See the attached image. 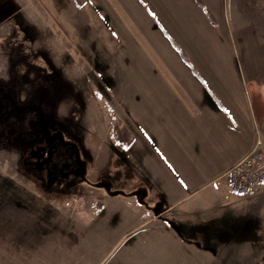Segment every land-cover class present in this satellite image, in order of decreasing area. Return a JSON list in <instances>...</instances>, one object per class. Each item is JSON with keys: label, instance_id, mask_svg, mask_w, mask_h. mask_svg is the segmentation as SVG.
Returning a JSON list of instances; mask_svg holds the SVG:
<instances>
[{"label": "crops", "instance_id": "crops-1", "mask_svg": "<svg viewBox=\"0 0 264 264\" xmlns=\"http://www.w3.org/2000/svg\"><path fill=\"white\" fill-rule=\"evenodd\" d=\"M5 1L19 8L9 12L10 24L32 34V48L42 43L40 32L51 33L43 40L49 49L53 43L47 63L79 75L91 72L87 96L99 98L103 86L129 123L132 143L121 155L141 180L142 216L160 206L141 225L165 226L158 221L167 213L193 227L209 225L208 243L200 246L170 231L175 246L189 252L184 257L195 264L225 257L231 264L252 263L257 256L247 228L264 227V205L258 217H235L247 203L233 193L227 173L256 146L258 131L264 132V86L250 59L258 52L264 78V30L258 38L250 26L233 27L229 8L235 10L239 0H0V7ZM18 11L23 21L15 19ZM240 52L250 63L241 62ZM67 56L72 63L64 61ZM39 71L47 87L62 88L58 102L66 103V82L50 85L48 71ZM114 199L104 194L105 202ZM45 240L40 238L36 258L25 253L23 261L12 254L0 256V264H72L58 240L51 246Z\"/></svg>", "mask_w": 264, "mask_h": 264}, {"label": "rangeland", "instance_id": "rangeland-1", "mask_svg": "<svg viewBox=\"0 0 264 264\" xmlns=\"http://www.w3.org/2000/svg\"><path fill=\"white\" fill-rule=\"evenodd\" d=\"M5 2L6 6L0 7V82L14 83L12 85L21 91V98L35 89L48 91L54 104L46 129L54 131L56 125L63 140L76 145L79 157L85 163V173L66 178L59 187L47 188L39 173L27 165L25 150L18 144L31 141L38 123L33 125L24 117L15 121L11 130H0V256L7 258L15 254L24 261L26 253L36 258L41 250L38 242L44 237L47 239L44 245L51 246L58 240L59 250L72 264H195L184 257L189 252L175 246L171 232H175L180 241L184 239L194 246L206 245L209 225L193 227L190 221L177 220L173 213L165 214L158 221L165 226L154 221L141 225L146 220L143 219L154 215L160 206L149 209L147 216H142L141 206L146 207V204H141V190L137 189L141 180L132 168L126 167V160L121 155V152L130 151V145L123 142V146L117 145L113 136L122 138L130 134L129 123L103 86H98L99 98L87 96L91 90V72L79 75L73 68L64 71L47 63V58L53 57L47 55L48 51L53 52V43L50 50L43 40L51 33L40 32L42 43L32 48V34L18 31L14 22L10 24L9 12L19 8L10 1ZM232 9L229 8V15L234 28L250 26L257 31L256 37H262L264 23L259 24V21L264 19V0H239L235 10ZM14 14L18 15L15 19L23 21L19 11ZM256 53L255 56L251 54V58L248 55L247 61L243 52L238 56L242 63H250L251 59L258 68L257 81L264 86L263 72L259 68L263 59ZM68 57L64 61L72 63ZM32 66L37 70H30ZM40 68L50 74V85L56 84L57 79L60 83L62 79L66 82L63 89L71 95L66 103L58 102L62 88L47 87L48 81L41 75ZM28 126H33V131ZM129 187L135 188L134 192H128ZM104 194L115 198L114 201L105 202ZM130 195L136 197V203L128 200ZM95 210L99 214H95ZM73 213L76 222H73ZM72 222L75 225L71 232L67 231ZM82 225L86 229L79 230ZM247 232L251 235L252 248H264L262 225L252 224ZM201 233L203 239L198 240L197 235ZM213 264L231 263L225 257Z\"/></svg>", "mask_w": 264, "mask_h": 264}, {"label": "flooded vegetation", "instance_id": "flooded-vegetation-1", "mask_svg": "<svg viewBox=\"0 0 264 264\" xmlns=\"http://www.w3.org/2000/svg\"><path fill=\"white\" fill-rule=\"evenodd\" d=\"M12 84L14 83L0 82V130L4 128L11 130L14 122L24 117H27L33 125L38 123L34 126L37 130L35 132L32 129L33 126H28L33 131L31 141L29 142L30 139H28V142L21 141L18 144L25 150L27 165L32 166L39 173L47 188L59 187L66 178L82 175V165L77 159L76 147L63 140L56 131V125L54 131L46 129L53 115L51 106L54 104L49 99L48 91L35 89L33 93L21 98V91ZM249 217L240 216L239 218ZM220 245L218 243V248ZM220 249H222L221 246ZM251 249L257 257L250 264H264V248L251 246Z\"/></svg>", "mask_w": 264, "mask_h": 264}, {"label": "built area", "instance_id": "built-area-1", "mask_svg": "<svg viewBox=\"0 0 264 264\" xmlns=\"http://www.w3.org/2000/svg\"><path fill=\"white\" fill-rule=\"evenodd\" d=\"M233 193L246 201L244 212L234 211L235 217L259 216L264 205V132L258 131L256 146L227 173Z\"/></svg>", "mask_w": 264, "mask_h": 264}, {"label": "trees", "instance_id": "trees-1", "mask_svg": "<svg viewBox=\"0 0 264 264\" xmlns=\"http://www.w3.org/2000/svg\"><path fill=\"white\" fill-rule=\"evenodd\" d=\"M113 136H114V139H115L117 145H122L123 143H125V144H128L131 146L132 141H131L129 134L124 135L122 138H120L116 134H113Z\"/></svg>", "mask_w": 264, "mask_h": 264}, {"label": "water", "instance_id": "water-1", "mask_svg": "<svg viewBox=\"0 0 264 264\" xmlns=\"http://www.w3.org/2000/svg\"><path fill=\"white\" fill-rule=\"evenodd\" d=\"M74 146L76 147V145H74ZM77 159L79 162H81V165H82L81 170H82V174H83V173H85V163H83L82 160L80 159L79 154H78V150H77Z\"/></svg>", "mask_w": 264, "mask_h": 264}]
</instances>
